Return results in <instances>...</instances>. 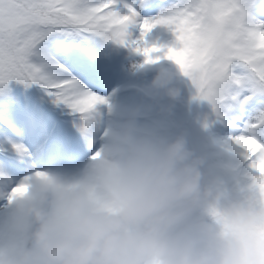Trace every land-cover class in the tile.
Masks as SVG:
<instances>
[{
    "label": "clouds",
    "instance_id": "obj_1",
    "mask_svg": "<svg viewBox=\"0 0 264 264\" xmlns=\"http://www.w3.org/2000/svg\"><path fill=\"white\" fill-rule=\"evenodd\" d=\"M180 78L167 60L135 71L90 158L0 203V264H264V202L170 126Z\"/></svg>",
    "mask_w": 264,
    "mask_h": 264
},
{
    "label": "snow or ice",
    "instance_id": "obj_2",
    "mask_svg": "<svg viewBox=\"0 0 264 264\" xmlns=\"http://www.w3.org/2000/svg\"><path fill=\"white\" fill-rule=\"evenodd\" d=\"M255 2L0 0V93L10 80L39 85L60 115L70 118L58 131L31 115L0 111V203L25 193L34 170L40 175L45 167L71 169L90 158L102 109L110 110L124 87L123 65L113 58L120 49L142 58L131 63L134 72L161 60L179 68L195 89L192 99L207 101L235 129L224 145L245 164L248 187L264 202V23L250 16ZM158 26L170 40L146 39ZM53 32L67 41L68 67L51 62L58 72L49 74L28 57ZM233 61L246 68L244 76L229 71ZM228 84L237 90L229 92Z\"/></svg>",
    "mask_w": 264,
    "mask_h": 264
},
{
    "label": "rangeland",
    "instance_id": "obj_3",
    "mask_svg": "<svg viewBox=\"0 0 264 264\" xmlns=\"http://www.w3.org/2000/svg\"><path fill=\"white\" fill-rule=\"evenodd\" d=\"M164 6H168L172 3H175V0H162ZM157 11H152L150 13H145L141 12V15H156ZM135 32L136 30L133 29ZM170 37V33L167 32L166 29L163 27L158 26L157 28L153 29L152 32L146 37L150 42L152 40H155L159 38L161 42H167L168 38ZM36 52V47L32 49V54L28 57L29 63H32L36 66H41L40 61L43 62V59L40 60L35 55ZM37 54V53H36ZM114 61L118 65H123L122 71L120 73V79L121 82L125 85L128 83L132 82V77L133 74L135 73L132 71L130 65L132 62H139L142 58L139 56H133L131 58L128 57L127 51L124 49H120L118 54H113ZM67 58L65 59L64 62H62V65H64L65 68L68 67L66 63ZM237 66L240 67V69L244 70L247 72L246 68L238 61H233L232 64L229 66L230 68H237ZM70 70V69H69ZM56 72L58 70L56 69ZM246 94V93H245ZM125 95V89L122 87L116 94L117 97L122 98ZM49 105L54 107L53 111H45V110H40L33 114L32 116L35 117L36 119L43 120V122L47 125L48 128H52L53 126H56L57 130H63L66 127L65 121L67 119H70L68 117H62L60 115V109L53 105L51 101H49ZM57 114V116H56ZM14 116H27L26 114V108H22L21 110L17 111ZM207 125V126H205ZM181 128L185 129L188 132V135L190 136V143L193 147L204 150L208 154H216L220 158L225 159L224 165H217L218 167L222 168L229 179H234L238 180L239 178H244V174L241 176L233 169L232 167L237 166V165H243L245 166L244 163H242L237 156H235L231 151L228 150V148L224 145H221L222 142L220 141H215L210 135V129H211V124H210V118L209 119H204L202 118V121L199 122L192 131H189L191 129V125L187 121L183 119V124ZM235 133V131H234ZM216 145L214 151L213 149H210L209 147Z\"/></svg>",
    "mask_w": 264,
    "mask_h": 264
},
{
    "label": "trees",
    "instance_id": "obj_4",
    "mask_svg": "<svg viewBox=\"0 0 264 264\" xmlns=\"http://www.w3.org/2000/svg\"><path fill=\"white\" fill-rule=\"evenodd\" d=\"M253 7H258L262 11H264V0H256L253 4ZM253 21H258L252 18ZM171 39V35L168 40ZM67 46V41L63 39V37L56 32L50 33L44 40H41L38 44H36V52L35 55L43 59V62L40 61V65L44 66L42 70L49 74H56V69L54 67L48 66L51 62H55L56 59L60 58L61 51L65 49ZM37 53V54H36ZM56 63V62H55ZM232 74L233 72L229 70ZM234 75V74H233ZM177 86L181 89L182 99H183V90L182 85L179 81H177ZM228 90L231 91V84L226 85ZM50 100L45 95L43 89L39 87V85H31L25 86L24 84L16 81L10 80L7 82L2 93H0V111H6L11 115L14 113L15 109L20 107L21 105H26L30 109V113L35 111L48 108V102ZM184 101V100H183ZM184 102L180 103L176 106L175 115L173 120L170 122V126L175 130L176 127H181L183 124V119L187 120L188 117H184ZM210 135L215 140H223L221 135H212V131ZM190 141V138H189ZM211 149V148H210ZM214 151V150H213ZM210 162L214 165H224L225 160L217 156L216 154H208ZM236 170V166L232 167ZM244 172L246 171L245 167L243 168ZM238 180H244V178H239Z\"/></svg>",
    "mask_w": 264,
    "mask_h": 264
}]
</instances>
